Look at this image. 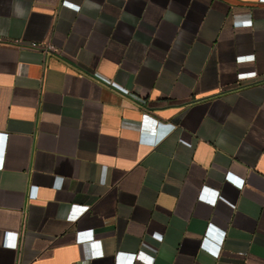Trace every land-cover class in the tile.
I'll list each match as a JSON object with an SVG mask.
<instances>
[{
	"label": "crops",
	"instance_id": "obj_1",
	"mask_svg": "<svg viewBox=\"0 0 264 264\" xmlns=\"http://www.w3.org/2000/svg\"><path fill=\"white\" fill-rule=\"evenodd\" d=\"M0 37V264H264V0H0Z\"/></svg>",
	"mask_w": 264,
	"mask_h": 264
},
{
	"label": "built area",
	"instance_id": "obj_2",
	"mask_svg": "<svg viewBox=\"0 0 264 264\" xmlns=\"http://www.w3.org/2000/svg\"><path fill=\"white\" fill-rule=\"evenodd\" d=\"M3 41V39L0 37V42ZM12 43L17 45L18 48H32V49H39V50H42L44 52H50V51H56V48L53 44L49 43V42H35V41H31V42H22L21 40L19 39H14L12 40ZM99 78H101L102 80H104L105 82L119 88L120 90H122L123 92H126V90L124 88H121L120 86H118L116 83L104 78L103 76H100L99 74H96ZM237 78L238 79H245V78H253L255 76V70L254 68H243V67H240L238 68L237 70V74H236ZM234 176L230 173V172H227L226 175H225V178L226 179H230V180H233V182H235L240 188L243 184V179L242 178H233ZM87 209V206H73L71 208V211L72 213H77V214H80L82 211L86 210ZM85 214H89L88 211H86L84 213ZM93 220V223H92V226H103L107 223V221H104L102 220V218H97V217H94L92 218ZM12 234H14V240L13 241H6V242H3V245L5 246H12L14 247L16 245V233L15 232H11ZM153 235L157 238V239H161V235L160 234H157V233H153ZM91 237V235L89 236V238ZM84 238V235L82 234V231L80 230V226H78V229H77V239L78 240H82ZM96 244L98 245V243L100 242L99 240H95ZM102 252L101 250H98L96 251V253H93V252H87L86 254V258L82 259V260H79L77 262H75V264H88V259L87 257L89 256H94V255H101ZM135 256L137 258H140V259H144L146 260L147 262H151L153 257L150 256V255H146L144 253L143 250H138V252H136Z\"/></svg>",
	"mask_w": 264,
	"mask_h": 264
}]
</instances>
